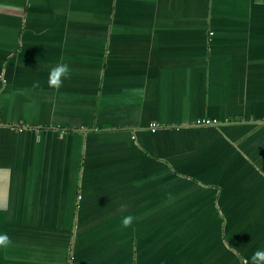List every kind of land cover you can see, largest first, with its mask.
<instances>
[{"label": "crops", "instance_id": "0c3cea01", "mask_svg": "<svg viewBox=\"0 0 264 264\" xmlns=\"http://www.w3.org/2000/svg\"><path fill=\"white\" fill-rule=\"evenodd\" d=\"M0 232V264H252L264 0H0Z\"/></svg>", "mask_w": 264, "mask_h": 264}, {"label": "clouds", "instance_id": "9594fccd", "mask_svg": "<svg viewBox=\"0 0 264 264\" xmlns=\"http://www.w3.org/2000/svg\"><path fill=\"white\" fill-rule=\"evenodd\" d=\"M70 74L68 65L64 62H59L55 67L49 69L47 83L48 86L54 90H58L63 80ZM39 87V85H36ZM134 222V217L130 214L122 215L120 218V226L127 228ZM10 245L9 237L6 233L0 232V248L7 249ZM252 264H264V247L258 248L251 257Z\"/></svg>", "mask_w": 264, "mask_h": 264}, {"label": "built area", "instance_id": "2783aa9c", "mask_svg": "<svg viewBox=\"0 0 264 264\" xmlns=\"http://www.w3.org/2000/svg\"><path fill=\"white\" fill-rule=\"evenodd\" d=\"M203 123L206 124V125H209V124H213V123H216V122L215 121L206 120Z\"/></svg>", "mask_w": 264, "mask_h": 264}, {"label": "rangeland", "instance_id": "374dc122", "mask_svg": "<svg viewBox=\"0 0 264 264\" xmlns=\"http://www.w3.org/2000/svg\"><path fill=\"white\" fill-rule=\"evenodd\" d=\"M79 170H80V168H79Z\"/></svg>", "mask_w": 264, "mask_h": 264}]
</instances>
